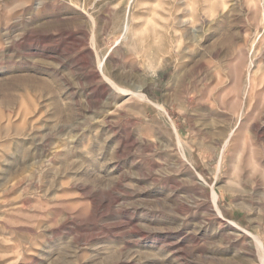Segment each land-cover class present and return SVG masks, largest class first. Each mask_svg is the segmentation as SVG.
I'll list each match as a JSON object with an SVG mask.
<instances>
[{
    "label": "rangeland",
    "instance_id": "obj_1",
    "mask_svg": "<svg viewBox=\"0 0 264 264\" xmlns=\"http://www.w3.org/2000/svg\"><path fill=\"white\" fill-rule=\"evenodd\" d=\"M131 1L0 0V264L263 263L264 0Z\"/></svg>",
    "mask_w": 264,
    "mask_h": 264
},
{
    "label": "bare ground",
    "instance_id": "obj_2",
    "mask_svg": "<svg viewBox=\"0 0 264 264\" xmlns=\"http://www.w3.org/2000/svg\"><path fill=\"white\" fill-rule=\"evenodd\" d=\"M133 1V0H132ZM131 1V2H132ZM177 2L179 3L180 1L179 0H177ZM127 20H128V18H127ZM126 25V24H125ZM171 35V34H170ZM180 40V39H179ZM166 49H167V47H166ZM169 49V48H168ZM168 52V51H167ZM179 55H180V53H179ZM101 65L103 64V60L102 61H100L99 62ZM193 78L194 77H192L191 79H190V77L188 78V85L190 86L191 85V83L193 82ZM119 89H120V91H127L126 89H124V88H122V87H118ZM137 94V93H136ZM139 94V96L143 99V100H146V101H149V102H151L155 107H157L158 109H159V111L160 112H162V113H164L165 115L167 114V111H166V109L164 108V105H161V104H158V103H156V102H154V101H152L151 99H149L141 90H140V92L138 93ZM167 117H169L168 115H166ZM170 118V117H169ZM172 118V117H171ZM171 122H172V120H171ZM174 125V124H173ZM176 126H174V128H175ZM173 128V129H174ZM177 128V127H176ZM176 130V129H175ZM233 132H234V129H232L231 130V132L230 133H228L229 135H228V137H227V139H226V141L224 142V146L225 145H227L229 142H230V140H231V138H232V136H233ZM177 133V132H176ZM178 135V134H177ZM178 137V140H179V144H180V146H182V140H181V138L179 137V135L177 136ZM220 138V137H219ZM219 138H218V140H219ZM186 145V144H185ZM224 146H222V147H224ZM227 147V146H226ZM182 148V147H181ZM192 154V153H191ZM188 155H190V154H188ZM213 198H214V201H216L217 200V197H218V194H217V192H216V190H213ZM254 238H255V242H256V244H257V246H258V249H259V253H260V256H261V260L263 261V263L262 264H264V243H263V241L259 238V237H257V236H254ZM261 261V262H262Z\"/></svg>",
    "mask_w": 264,
    "mask_h": 264
}]
</instances>
